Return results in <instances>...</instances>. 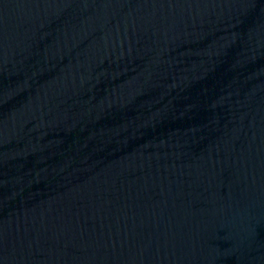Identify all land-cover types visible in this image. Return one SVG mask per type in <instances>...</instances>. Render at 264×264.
I'll list each match as a JSON object with an SVG mask.
<instances>
[{
	"label": "water",
	"instance_id": "95a60500",
	"mask_svg": "<svg viewBox=\"0 0 264 264\" xmlns=\"http://www.w3.org/2000/svg\"><path fill=\"white\" fill-rule=\"evenodd\" d=\"M0 264H264V0H0Z\"/></svg>",
	"mask_w": 264,
	"mask_h": 264
}]
</instances>
